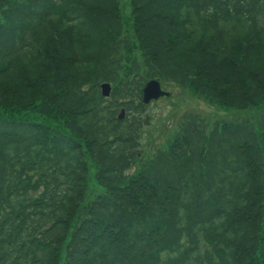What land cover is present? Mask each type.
Wrapping results in <instances>:
<instances>
[{
    "label": "trees",
    "instance_id": "16d2710c",
    "mask_svg": "<svg viewBox=\"0 0 264 264\" xmlns=\"http://www.w3.org/2000/svg\"><path fill=\"white\" fill-rule=\"evenodd\" d=\"M131 7L136 43L119 0H0V264H264V0ZM150 79L252 114L130 174Z\"/></svg>",
    "mask_w": 264,
    "mask_h": 264
},
{
    "label": "rangeland",
    "instance_id": "374dc122",
    "mask_svg": "<svg viewBox=\"0 0 264 264\" xmlns=\"http://www.w3.org/2000/svg\"><path fill=\"white\" fill-rule=\"evenodd\" d=\"M119 7L126 35L130 37L133 43H136L133 30L130 27L132 25L131 0H119ZM132 55L137 58L141 69L146 70L144 65L141 64L143 58L137 48L132 49ZM106 83L110 84L113 90L112 83L106 81L101 84V91L103 92L102 85ZM161 84L162 89L171 93V97H164L147 105L146 114L143 117L148 116L150 123L142 129L140 159L138 164L129 171L130 174L140 170L145 161L154 156L159 150L167 148L173 136L178 132L183 116L187 113L201 114L207 119L210 129L218 120L237 122L250 117L252 114L249 111H229L225 107L209 101L189 87H183L174 82L162 80ZM126 116H129L127 112ZM90 169V184L93 186V168L90 166ZM96 190L101 191V187L97 186Z\"/></svg>",
    "mask_w": 264,
    "mask_h": 264
},
{
    "label": "water",
    "instance_id": "95a60500",
    "mask_svg": "<svg viewBox=\"0 0 264 264\" xmlns=\"http://www.w3.org/2000/svg\"><path fill=\"white\" fill-rule=\"evenodd\" d=\"M103 95L110 96L111 86L106 83L102 85ZM170 93L162 89L161 84L157 80L149 81L143 89V101L144 103H149L152 100H158L163 96H169Z\"/></svg>",
    "mask_w": 264,
    "mask_h": 264
}]
</instances>
